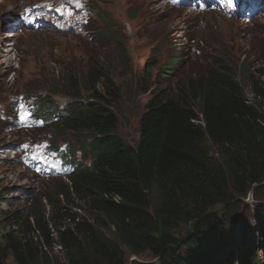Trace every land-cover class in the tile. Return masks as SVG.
<instances>
[{
	"label": "trees",
	"instance_id": "1",
	"mask_svg": "<svg viewBox=\"0 0 264 264\" xmlns=\"http://www.w3.org/2000/svg\"><path fill=\"white\" fill-rule=\"evenodd\" d=\"M96 62L55 89L71 100L59 125L90 141L80 146L90 161L68 164L71 184L50 210L34 197L11 217L0 201V264H128L126 251L159 264H263L264 207H241L264 185V66L221 62L161 93L148 63L140 90L151 98L131 146L117 134L124 94ZM173 76L164 67L157 80Z\"/></svg>",
	"mask_w": 264,
	"mask_h": 264
},
{
	"label": "rangeland",
	"instance_id": "2",
	"mask_svg": "<svg viewBox=\"0 0 264 264\" xmlns=\"http://www.w3.org/2000/svg\"><path fill=\"white\" fill-rule=\"evenodd\" d=\"M40 1L44 0H7V17L15 13L25 18V13ZM45 1L57 13L67 3ZM102 1L126 37L128 63L123 64L115 44L93 45V41L87 42L68 30L72 24L68 18L52 20L53 26L42 29L18 25L22 33L8 53L7 29L0 23V201H7L4 208L11 217L26 212L34 197L43 200L50 210L49 197L56 198L66 184L70 185L68 173L60 168L63 161L58 150L68 148L65 156L75 162L90 161L80 149L88 142L86 138L58 125H44L34 110L38 102L44 101L47 106L55 102L63 108L69 99L55 89L64 90L69 75L75 73L81 81L95 61L103 67L109 63L110 78L124 94L114 103L119 117L117 134L133 146L139 137V119L151 98L141 92L140 78L149 59L157 53L155 50L165 58L181 55L188 61L172 82L154 80L152 90L161 93L170 89L175 93L177 80L201 76L221 62L236 66L247 60L252 71L264 66V16L248 21L233 14L222 16L213 9L198 13L187 7L166 6L161 0ZM83 90L81 98L88 100L90 93ZM46 167L55 169L57 175L48 174ZM259 188L257 196L261 198L251 191L243 200L241 210L246 209L249 216L257 213L258 206L264 207V185ZM6 228L11 229L10 225ZM126 256L128 264H159L151 254L137 258L126 251ZM260 256L264 264V255Z\"/></svg>",
	"mask_w": 264,
	"mask_h": 264
}]
</instances>
